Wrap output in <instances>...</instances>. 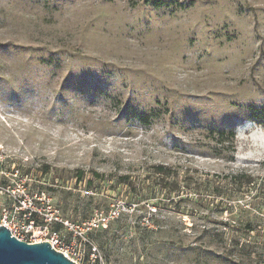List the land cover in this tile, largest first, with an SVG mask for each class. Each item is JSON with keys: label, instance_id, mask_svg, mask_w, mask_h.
<instances>
[{"label": "rangeland", "instance_id": "374dc122", "mask_svg": "<svg viewBox=\"0 0 264 264\" xmlns=\"http://www.w3.org/2000/svg\"><path fill=\"white\" fill-rule=\"evenodd\" d=\"M0 151L27 242L264 264V0H0Z\"/></svg>", "mask_w": 264, "mask_h": 264}, {"label": "water", "instance_id": "95a60500", "mask_svg": "<svg viewBox=\"0 0 264 264\" xmlns=\"http://www.w3.org/2000/svg\"><path fill=\"white\" fill-rule=\"evenodd\" d=\"M0 264H78L49 241L26 242L0 225ZM81 264V263H79Z\"/></svg>", "mask_w": 264, "mask_h": 264}, {"label": "built area", "instance_id": "2783aa9c", "mask_svg": "<svg viewBox=\"0 0 264 264\" xmlns=\"http://www.w3.org/2000/svg\"><path fill=\"white\" fill-rule=\"evenodd\" d=\"M5 156L4 154L0 151V179H2L3 177H5L6 175V171L4 170V165H5ZM2 186L0 185V191L2 190ZM10 193V196L13 198L12 200V207L15 208V211L18 214H23L26 215L27 213H36V212H40L39 210H36L35 206H31V202L27 201V198H22V196L20 194H16L13 190L12 192L8 191V194ZM2 197L0 196V225H3L5 227H7L9 229V231L11 232V234L13 236H15L16 238H18L19 240H23L22 238H19L18 236H16L15 234H13L12 231V225L14 222L13 216L10 215L9 212V208L6 207V205L4 203H2L4 201H2ZM109 216V215H108ZM108 216H102L100 218L101 223H105V221L108 219ZM27 229H30V227L32 226V224H27ZM25 241V240H23ZM27 242V241H26ZM36 242V241H34ZM52 245V244H51ZM54 247V245H52ZM55 248V247H54ZM56 249V248H55ZM58 250V249H56ZM60 251V250H59ZM63 252V251H62ZM65 254V256H67L68 258H71L72 260L76 261L78 264L79 262L75 259H73L72 257H70L66 252H63Z\"/></svg>", "mask_w": 264, "mask_h": 264}, {"label": "trees", "instance_id": "16d2710c", "mask_svg": "<svg viewBox=\"0 0 264 264\" xmlns=\"http://www.w3.org/2000/svg\"><path fill=\"white\" fill-rule=\"evenodd\" d=\"M220 136H222V135H224V131H220L219 133H218ZM153 168L155 169V172L156 173H159V175H162L164 178H166V177H170L171 176V174H172V172H171V170H170V168L169 167H166V166H163V165H156V166H153ZM240 177V176H239ZM242 178H244L245 180H243V181H245V183L246 184H251L252 182H253V178H252V176H249V175H243V176H241ZM126 177L125 176H122L121 177V179H125ZM239 183L241 182V180L240 181H238ZM166 185H167V182L165 183V186L163 187V188H166ZM194 189L195 190H197V191H200L199 190V186H198V184L197 185H195L194 186ZM220 223H223V224H228L227 222H220ZM224 225V226H225ZM244 229H246V231H252L253 230V227L250 225V224H245L244 225Z\"/></svg>", "mask_w": 264, "mask_h": 264}]
</instances>
